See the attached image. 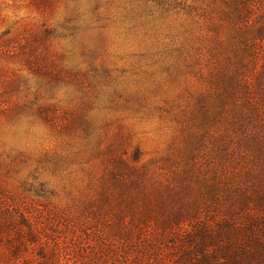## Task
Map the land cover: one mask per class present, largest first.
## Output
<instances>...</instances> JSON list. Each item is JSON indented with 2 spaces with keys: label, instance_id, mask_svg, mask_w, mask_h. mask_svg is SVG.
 <instances>
[{
  "label": "rangeland",
  "instance_id": "rangeland-1",
  "mask_svg": "<svg viewBox=\"0 0 264 264\" xmlns=\"http://www.w3.org/2000/svg\"><path fill=\"white\" fill-rule=\"evenodd\" d=\"M246 3L0 0V264H264V41L214 81Z\"/></svg>",
  "mask_w": 264,
  "mask_h": 264
},
{
  "label": "trees",
  "instance_id": "trees-1",
  "mask_svg": "<svg viewBox=\"0 0 264 264\" xmlns=\"http://www.w3.org/2000/svg\"><path fill=\"white\" fill-rule=\"evenodd\" d=\"M247 1L229 0L232 11L231 8L229 10L232 12L231 16L233 15L234 18L233 27L236 26L237 22L239 24L247 18L245 8ZM236 29L238 38H235L232 43V54L226 58L227 63H225L223 70L218 71L214 77V81H216L215 85L217 86L216 94L218 95H244V91L247 89L244 87L247 84L244 73L247 70L248 58L250 56L249 45L253 46V44L264 41V22L258 27H252L249 31L242 30L238 25Z\"/></svg>",
  "mask_w": 264,
  "mask_h": 264
}]
</instances>
